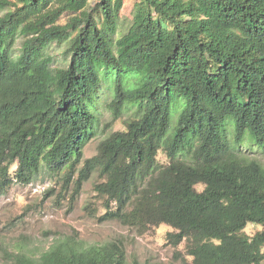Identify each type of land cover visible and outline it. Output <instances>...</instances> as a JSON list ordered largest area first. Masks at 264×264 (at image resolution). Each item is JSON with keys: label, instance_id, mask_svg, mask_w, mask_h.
<instances>
[{"label": "trees", "instance_id": "16d2710c", "mask_svg": "<svg viewBox=\"0 0 264 264\" xmlns=\"http://www.w3.org/2000/svg\"><path fill=\"white\" fill-rule=\"evenodd\" d=\"M125 3L0 0V193L44 173L75 202L97 175L100 222L166 225L187 264H264V0H137L122 33ZM103 104L132 117L85 160ZM2 248L11 264H130L74 237Z\"/></svg>", "mask_w": 264, "mask_h": 264}, {"label": "rangeland", "instance_id": "374dc122", "mask_svg": "<svg viewBox=\"0 0 264 264\" xmlns=\"http://www.w3.org/2000/svg\"><path fill=\"white\" fill-rule=\"evenodd\" d=\"M136 1L126 0L120 17L122 33L126 32L132 23ZM68 22L69 17H64L60 23ZM67 48V43L52 47L50 53L55 58L56 67L67 65L69 61ZM102 78L103 83H109L106 73ZM110 98L111 96L108 100ZM99 114L95 134L85 149V160L96 155L103 139L113 132L124 130L125 122L132 117V113L127 112L120 119L114 120L104 104L100 107ZM174 118L175 113L173 120ZM254 152L260 155L258 158L264 163L261 150L254 149ZM159 161L163 166L169 164L163 153H160ZM98 181L95 175L86 182L75 202L71 200L72 189L65 193L61 178L50 177L44 173L32 185L14 184L7 194L0 193V264H11L3 251V246L24 241L34 250L37 247L47 246L60 237H74L88 245L116 243L125 249L130 264L135 260L140 264L191 262V258L187 257L186 243L173 247L167 242V233L171 228L166 225L152 228L146 234L140 235L135 229L117 221L100 222L104 210L95 192V184ZM51 191L55 193L49 195ZM95 210H98L97 215ZM262 229L250 225L246 228L245 234L253 235Z\"/></svg>", "mask_w": 264, "mask_h": 264}]
</instances>
